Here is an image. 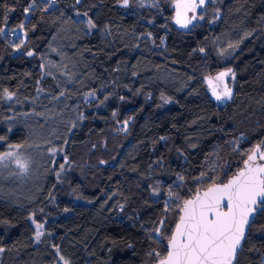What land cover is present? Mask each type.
Segmentation results:
<instances>
[{
    "label": "trees",
    "instance_id": "16d2710c",
    "mask_svg": "<svg viewBox=\"0 0 264 264\" xmlns=\"http://www.w3.org/2000/svg\"><path fill=\"white\" fill-rule=\"evenodd\" d=\"M174 2L0 0V152L27 142L26 126L4 121L32 109L63 112L47 124L64 142L34 188L0 176V264H155L177 205L226 182L264 142V0H213L187 28L175 24ZM21 22L24 36L8 40ZM49 63L69 80L58 83ZM229 68L232 97L216 103L204 78ZM209 161L213 180L197 181ZM235 264H264V214Z\"/></svg>",
    "mask_w": 264,
    "mask_h": 264
},
{
    "label": "snow or ice",
    "instance_id": "6c2138e0",
    "mask_svg": "<svg viewBox=\"0 0 264 264\" xmlns=\"http://www.w3.org/2000/svg\"><path fill=\"white\" fill-rule=\"evenodd\" d=\"M79 2L80 0H77V3ZM205 3L206 0H176L175 22L187 28L193 20L203 19V16L197 17L196 12ZM123 4L127 6L128 0H123ZM29 8L24 10L25 13L29 11ZM189 12L193 14L190 18ZM84 15L86 16L87 13ZM87 23L89 28L95 27L92 20L89 19ZM18 28L23 29L24 23L21 22ZM4 32L5 29L0 28V35ZM20 43L23 44L24 41L21 40ZM15 47L19 48L20 45ZM236 47L238 44L228 45L231 49ZM200 51L203 52L204 49L201 48ZM226 51L227 49L221 50L222 54ZM27 55L32 56L33 53L30 51ZM229 76L233 79L235 77V73L230 68L219 72L214 78H206L211 86L212 96L217 101L232 97V88L228 86L225 79ZM13 95L8 89L4 90V98L11 100ZM5 139L0 136V146ZM262 147L264 142L255 145L246 154L247 158L243 161V167L226 182H213L202 193L197 189L191 199H184L182 204L177 205L180 215L174 230L167 237V255L160 258L159 253H156L158 264H234L237 252L242 249L246 233L251 230L256 216L264 214V151L261 150ZM20 148L21 145L9 144L7 151L0 152V164L10 160L21 172H26L28 161L18 151ZM49 152L55 155L57 149L50 148ZM63 159L67 162V156ZM64 167L63 163L60 164V171H63ZM56 175L59 177L60 172ZM206 175L202 172L195 179L200 181ZM169 195L172 193L169 192ZM160 223L163 224L164 221ZM42 229V224L36 225L35 239L37 241L43 235ZM156 232L159 234L161 229L157 228ZM0 251L3 249L0 248ZM57 252H59L58 247ZM60 259L64 261V264H70L63 256H60Z\"/></svg>",
    "mask_w": 264,
    "mask_h": 264
},
{
    "label": "rangeland",
    "instance_id": "374dc122",
    "mask_svg": "<svg viewBox=\"0 0 264 264\" xmlns=\"http://www.w3.org/2000/svg\"><path fill=\"white\" fill-rule=\"evenodd\" d=\"M142 2L143 4H149L152 2V0H138ZM213 0H206L205 5L202 8L197 9L196 15L197 17L201 12L204 11V8L208 3L212 2ZM175 2L173 3V10H174V22H175V16H176V11H175ZM124 5V4H123ZM193 14L191 12L188 13L189 18ZM216 15L218 17L219 13L216 12ZM175 24H177L175 22ZM179 25V24H177ZM180 26V25H179ZM15 32V34H14ZM8 40H14V42H17L16 39L18 36H24V33L20 29H16L13 32H8L7 33ZM13 46V44H12ZM60 65V64H59ZM59 65H52V63H49L47 66L49 67V72L53 74L58 81V83H61L63 81H68L69 80V74L67 73L65 67H59ZM226 69H222L217 71L214 75L211 76H206L204 78V84L205 88L210 95V97L214 100L216 103H221L223 101H217L215 97L212 96L211 93V86L207 82L206 78L212 77L214 78L219 72L225 71ZM228 86L231 88L232 84L234 82V79L229 76L225 78ZM6 99V98H5ZM93 99V98H92ZM91 100V97H87L85 102H89ZM6 101L14 103L15 99L12 97L11 100L6 99ZM31 111L30 113L22 114L20 115L19 118L15 117H10L7 120L4 121V124L11 129L15 122L18 121L19 124H23L24 126L27 127L29 137L27 142L24 145H21V148L18 150L23 157H25L28 161V170L26 172H21L20 169L16 166L15 163H13L10 160H6L0 164V176H2L3 179L8 180L10 182H14L15 185H12L14 189L20 190V191H25L28 188H32L35 184V181L37 180L39 174H40V169L44 166V164L51 163L50 161H53L55 156L58 155V153H61L60 149H62L64 142L61 141L58 137V132L55 127L49 125V122L56 120H60L62 117V111L60 112L57 108L52 107V108H47L46 110L40 109V110H34ZM39 111V112H38ZM48 123V124H47ZM127 124L125 122H115V127L118 129H126ZM116 130H113L111 136L113 137V133H115ZM88 145V144H87ZM233 145H236V142H234ZM91 145H89L90 148ZM94 146V145H93ZM50 148H55L57 149V152L55 155L49 152ZM93 148V147H92ZM91 148V149H92ZM8 150V149H7ZM223 153V152H222ZM221 152L219 153L218 157H220ZM220 162V161H219ZM216 164L218 163H213V162H208L206 165V170L205 173L208 175H211V172L213 173ZM65 167L69 168L70 164L67 163ZM217 170V169H216ZM211 171V172H210ZM214 176V175H213ZM211 176V177H213ZM210 178V177H209ZM213 179H211L212 181ZM35 187V186H34ZM33 187V188H34ZM174 202L177 199V196L175 195ZM171 200V199H170ZM170 202V201H169ZM30 221L32 226L34 227V230H36V223L33 219V217H30ZM43 231V229H42ZM36 240V239H35ZM37 241V240H36ZM1 253V251H0Z\"/></svg>",
    "mask_w": 264,
    "mask_h": 264
},
{
    "label": "water",
    "instance_id": "95a60500",
    "mask_svg": "<svg viewBox=\"0 0 264 264\" xmlns=\"http://www.w3.org/2000/svg\"><path fill=\"white\" fill-rule=\"evenodd\" d=\"M242 167H243V166H242ZM231 177H232V176H231ZM206 189H207V188L201 190V193H202L203 191H205ZM195 194H196V193H195ZM195 194H194V195H195ZM194 195H193V196H194ZM193 196H192V197H193ZM192 197H191V198H192ZM191 198H189V199H191ZM179 215H180V213H179ZM177 221H178V219H177ZM177 221H176V223H177ZM176 223H175V224H176ZM174 228H175V225H174ZM174 228H173V230H174ZM247 233H248V232H247ZM247 233H246V234H247ZM166 245H167V242H166ZM239 251H240V250H239ZM239 251H238V252H239ZM238 252H237V254H238ZM166 255H167V248H166V254H165V256H166ZM163 257H164V256H163ZM163 257H161V258H163ZM236 258H237V255H236ZM235 261H236V259H235ZM235 261H234V264H235ZM155 264H158V259H157V261L155 262Z\"/></svg>",
    "mask_w": 264,
    "mask_h": 264
}]
</instances>
